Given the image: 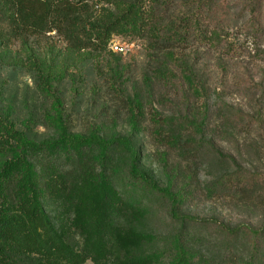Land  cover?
Segmentation results:
<instances>
[{
  "label": "trees",
  "instance_id": "obj_1",
  "mask_svg": "<svg viewBox=\"0 0 264 264\" xmlns=\"http://www.w3.org/2000/svg\"><path fill=\"white\" fill-rule=\"evenodd\" d=\"M89 1L5 0L3 6L19 27L74 38L72 33L89 35L83 17ZM234 1L121 0V17L109 29L97 32L98 43L73 41L78 42L72 44L77 50L90 45L103 52L109 48L111 32L120 28L123 35L141 41L152 52L145 76L156 71L157 84L145 77L144 91L121 93V110L134 127L133 135L73 132L65 119V106L52 94L50 112L39 124L55 128L56 133L50 139L34 141L0 107V264H71L73 260L210 264L198 252L205 241L220 242L227 251L238 246L246 251L229 256L228 264H264V224L231 226L216 218L183 213L184 197L198 173L189 169L179 190L172 182L163 187L144 170L142 153L132 139L145 131L171 151L186 155L189 165L206 158L227 167L222 184L234 189L241 201L264 205V175L248 170L214 144L216 139L228 142L245 134L253 142L246 144L247 153L262 156L264 97L255 100L259 104L256 112L223 102L209 82L199 78L192 57H207L208 61V56L214 60L219 54L221 60L234 59L232 55L241 51L243 45L235 44L216 18L225 3ZM88 26L90 33L104 27L99 23ZM246 26L241 31H247ZM157 95L164 98L155 103ZM147 105L150 112H146ZM129 190L139 191L142 197L124 196ZM157 197L166 202L165 218L176 228L162 251L145 255L143 248L153 239L139 232L137 224L143 218L141 208L146 212L148 205L144 199L151 203ZM46 201L53 207V218Z\"/></svg>",
  "mask_w": 264,
  "mask_h": 264
},
{
  "label": "rangeland",
  "instance_id": "obj_2",
  "mask_svg": "<svg viewBox=\"0 0 264 264\" xmlns=\"http://www.w3.org/2000/svg\"><path fill=\"white\" fill-rule=\"evenodd\" d=\"M4 1L0 0V107L10 120L31 140L52 138L56 129L42 127L39 122L50 112L48 98L54 94L65 106V119L73 132L84 134L97 130L107 135L114 132L133 135L134 127L121 110V93L144 91L145 77L154 86L157 84L156 71L151 77L145 76L149 72L152 52L147 51L141 41L123 35L120 28L111 32L109 48L103 52L95 51L90 45L80 51L72 45L78 44L73 42L75 39L87 41L86 44L98 43L97 32L109 29L121 17V4L118 3L121 0H90V7L83 15L89 35L72 33L74 38L57 31L19 27L11 19L8 8L3 6ZM216 18L220 29L231 35L235 44L243 47L232 55L234 59L221 60L219 54H215L218 59L212 60L208 56L210 61H207V57L203 60L193 54L199 78L208 81L223 102L247 112H256L259 104L255 100L264 97V0L225 3ZM89 23H99L104 27L90 33ZM241 26H246L244 29L247 31H241ZM114 45L128 46L129 52L116 54L111 49ZM205 51L202 50L203 53ZM49 77L50 81H47ZM257 85L262 88H257ZM62 96H65L63 100ZM156 98L155 103L164 97L157 95ZM150 110L147 105L146 112ZM142 125H145L144 119ZM255 135L253 138L257 140ZM132 139L142 153L144 170L163 187L172 182L179 190L184 187L182 182L189 169L198 173V178L184 197L183 213L199 218H216L231 226L264 224V205L245 203L234 189L222 184L227 167L216 166L206 158L189 165L186 155L171 151L145 131ZM249 143L253 142L245 134H238L228 142L214 141L216 148L226 155L235 156L240 165L264 175V154L249 155L246 145ZM189 181L187 179L186 182ZM117 186L121 194V183ZM128 193L122 194L133 199L142 197L137 190H129ZM144 201L148 205L146 212L141 208L143 218L137 222V229L153 239L143 248V254L150 255L165 248L176 227L165 218L168 208L164 200L157 197L151 203ZM46 208L53 218V207L47 201ZM198 252L205 254L210 264H228L229 256L246 253L241 246L227 251L224 245L215 241L203 242ZM71 264L94 263L91 260H73Z\"/></svg>",
  "mask_w": 264,
  "mask_h": 264
},
{
  "label": "built area",
  "instance_id": "obj_3",
  "mask_svg": "<svg viewBox=\"0 0 264 264\" xmlns=\"http://www.w3.org/2000/svg\"><path fill=\"white\" fill-rule=\"evenodd\" d=\"M112 50L118 54H127L129 52L128 46L125 45H114L112 46Z\"/></svg>",
  "mask_w": 264,
  "mask_h": 264
},
{
  "label": "clouds",
  "instance_id": "obj_4",
  "mask_svg": "<svg viewBox=\"0 0 264 264\" xmlns=\"http://www.w3.org/2000/svg\"><path fill=\"white\" fill-rule=\"evenodd\" d=\"M29 83H31V81L29 80Z\"/></svg>",
  "mask_w": 264,
  "mask_h": 264
}]
</instances>
